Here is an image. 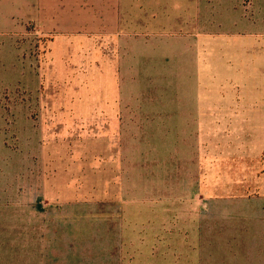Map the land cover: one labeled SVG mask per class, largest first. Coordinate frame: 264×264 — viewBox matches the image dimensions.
I'll return each mask as SVG.
<instances>
[{
  "label": "rangeland",
  "instance_id": "1",
  "mask_svg": "<svg viewBox=\"0 0 264 264\" xmlns=\"http://www.w3.org/2000/svg\"><path fill=\"white\" fill-rule=\"evenodd\" d=\"M124 3L116 36L0 34V237L9 236V216L17 215L10 210L30 201L20 190L34 167L52 183L38 197L52 209L54 236L76 239L83 251L156 250L157 239L171 238L174 222L195 219L208 196L256 192V152L264 161V0ZM28 7L22 0V15ZM196 22L216 36L191 52L200 75L183 71L176 83L174 47L184 43L176 32ZM28 26L20 19L10 32ZM252 28L256 48L223 35ZM227 46L245 47L230 48V68ZM179 56L187 61L189 52ZM209 58L237 77L226 84L207 75ZM207 92L256 93V116L245 117V131L214 132L206 149L208 133L174 130L173 108L179 93ZM206 150L212 162L204 164ZM205 167L209 180L200 179Z\"/></svg>",
  "mask_w": 264,
  "mask_h": 264
},
{
  "label": "crops",
  "instance_id": "2",
  "mask_svg": "<svg viewBox=\"0 0 264 264\" xmlns=\"http://www.w3.org/2000/svg\"><path fill=\"white\" fill-rule=\"evenodd\" d=\"M26 1L30 10L27 8L29 10L27 14L22 15V0H0V34L8 33L18 36L34 34L44 37L116 36L121 30L120 19L124 0ZM131 2L133 0H126L124 5H130ZM86 3L91 6L83 7ZM34 9L36 15H32ZM129 13L128 10L126 15ZM197 18L198 15L193 20L196 21ZM20 19L28 21V29L24 27L20 31L10 32L14 31ZM196 26L197 22L183 27L180 33L176 32V37L184 41V43L177 42L174 47L176 55L172 65L176 73V83H178V77L183 76V71L186 72V76L188 72L200 75V71L194 69L195 62L190 58L191 52L195 49L197 51L202 38L216 36L214 32L208 30L206 24L198 30ZM224 34L235 37L237 40H248L245 41L248 42V46L256 48L255 28L249 31L224 32ZM242 37L245 39H241ZM205 48L207 51L210 49V53L213 51L211 46L209 49ZM230 48L232 47L227 48V60H223L228 68L234 66L233 60L228 56ZM244 48L243 46L232 49L239 53ZM183 50L189 52L187 61H182L181 56L178 57L179 52ZM208 61H210L207 65L208 71H211L207 72V75L224 77L225 81L222 80V83L226 84L230 81L229 76L237 77V71L233 74L229 72L228 75L227 68L220 61H213L210 58ZM255 94L207 92L197 97V95L179 93L173 108L174 130L208 133L203 137L202 146L206 149L212 147L214 132L246 130L244 125L248 121L245 117L256 116ZM214 116H218L216 122H214ZM197 117H199V123ZM178 119H181L180 123H177ZM191 139L189 134L188 140ZM222 139L221 142H223ZM211 155L206 150L205 159L202 162L204 164L212 162L209 157ZM262 159V155L256 152V192L229 197L208 196L202 200L204 203L195 219L174 222L171 238H158L156 250L147 249L137 253L111 250L112 247L108 250L83 251L79 246L74 247L75 244L79 245L76 239L61 237L57 234L54 236L52 209L46 200L41 202L38 197L42 194L47 196L52 183L46 177H38L35 167L28 169L29 185L24 189L25 191L20 190V192L24 193L23 196H29L30 201L25 203L23 200L14 207V210H10L17 215L13 218L9 216L13 219V225L8 231L9 236L0 237V264H264V169H262L264 161ZM257 164H259L258 167ZM212 172V169L208 170L205 167L204 175L200 176V179H211ZM237 201L243 203L236 205ZM252 202L256 204L252 205ZM0 218L6 219V216H0ZM251 222L256 224L247 226ZM240 224L245 226L241 227ZM185 228L188 230L184 231ZM239 229H244L246 235L237 237L235 231ZM170 243L172 251H167L170 249ZM31 244L34 251L24 250Z\"/></svg>",
  "mask_w": 264,
  "mask_h": 264
}]
</instances>
